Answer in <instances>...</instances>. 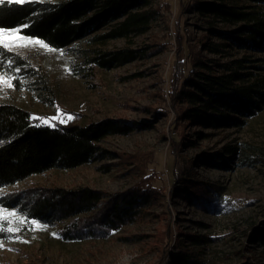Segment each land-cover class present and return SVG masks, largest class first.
<instances>
[{
	"label": "rangeland",
	"instance_id": "374dc122",
	"mask_svg": "<svg viewBox=\"0 0 264 264\" xmlns=\"http://www.w3.org/2000/svg\"><path fill=\"white\" fill-rule=\"evenodd\" d=\"M149 6L158 14L141 34L94 40L102 29L60 48L45 43L55 51L39 45L12 47L28 61L25 68L37 73H21L18 87L0 85V102L45 119L57 116L59 109L63 120L69 115L81 123L112 119L129 122L132 129L103 138L100 145L109 152L105 157L31 174L1 187L0 197L42 187H89L115 194L141 185L155 192L138 218L94 238L64 239L58 233L62 222L30 219L20 208L0 204L5 216L15 212L0 225L20 229L0 233V264H178L177 254L185 251L195 260L191 264H238L253 257L264 261L259 245L251 241L253 227L264 219V103L253 115L241 117L244 123L238 126L210 128L177 117L168 96L169 80L184 55L180 45H186V36L196 44L204 25L181 9L179 0H151ZM18 36L39 40L22 32L5 39L11 42ZM124 48L145 55L111 67L92 60ZM250 54L253 60L264 58V53ZM253 60L246 64L258 62ZM226 146H233L234 152L221 167L216 154ZM203 157L206 161L200 160ZM184 168L210 185L215 195L198 200L178 193L181 187L171 183V172L177 181Z\"/></svg>",
	"mask_w": 264,
	"mask_h": 264
},
{
	"label": "trees",
	"instance_id": "16d2710c",
	"mask_svg": "<svg viewBox=\"0 0 264 264\" xmlns=\"http://www.w3.org/2000/svg\"><path fill=\"white\" fill-rule=\"evenodd\" d=\"M151 0H31L23 5H0V28H22V33L60 48L84 35L105 29L93 39L127 38L145 32L156 19L158 10ZM181 9L188 10L204 25V34L197 43L180 45L183 56L177 71L170 77L168 96L181 120L210 128L241 125L264 103V58L253 60L250 53H264V0H179ZM219 25V26H217ZM26 26V27H25ZM189 38V39H188ZM194 45L197 46L194 47ZM185 49V51H184ZM217 55L208 57L202 52ZM241 52V56H234ZM145 53L124 48L94 56L103 67L120 65ZM230 59L221 60L231 56ZM12 69H8V60ZM258 61L256 64L246 62ZM28 61L13 51H0V71L7 73L18 85L23 72L37 73L25 68ZM248 67L257 72L245 70ZM19 68L20 71H14ZM181 104L176 108L177 104ZM18 105L0 102V188L31 174L50 168H71L101 157L109 152L101 145L106 135L127 133L129 122L112 119L81 123L75 119L49 120ZM40 124V127L35 125ZM233 146L216 154L221 167H226ZM206 161V158H201ZM241 162H249L240 158ZM171 183L181 187L178 193L193 199H205L215 190L200 182L191 169L184 168ZM146 186H150L146 184ZM153 189L134 187L120 193L79 187L65 189L42 187L22 192H10L0 197L5 207H18L30 219L62 224L58 233L64 239L103 237L132 222L141 215L143 205ZM192 238V237H191ZM194 243L200 237L193 238ZM251 241L264 253V219L252 230ZM178 255V264L195 262L185 251ZM173 264V263H171ZM238 264H264L255 257Z\"/></svg>",
	"mask_w": 264,
	"mask_h": 264
},
{
	"label": "snow or ice",
	"instance_id": "6c2138e0",
	"mask_svg": "<svg viewBox=\"0 0 264 264\" xmlns=\"http://www.w3.org/2000/svg\"><path fill=\"white\" fill-rule=\"evenodd\" d=\"M31 0H0V5H23L25 3H30ZM26 27V26H25ZM22 28H17L13 29L11 32H6L5 29L0 28V51H11L12 47H17V48H28L33 45H39L40 47L48 50V51H55V49H51L46 45L43 41L40 40H33L31 38H25L23 36H18L16 40L9 42L8 40L5 39L6 36H13L16 35L17 33L21 32ZM61 54H63V50H61ZM8 69H12V61L11 59L8 60L7 64ZM14 71L19 72V68H15ZM7 73L0 71V85H6L8 88L13 87L12 79H15V77H11L6 79ZM33 119H40L42 123L46 124L48 123L49 120H59L60 123H66L65 120L60 119V111L59 109L57 110V116L51 117V118H39V117H32ZM73 117L68 116V120H71ZM36 127H40V124L35 125ZM8 216H15V212H8L7 216L3 214V212H0V220L7 219ZM23 219H21V223H23ZM11 223V221H9ZM32 224H36V221H32ZM47 227V226H43ZM20 229L19 228H14V227H8L4 228L2 225H0V233L2 232H8V233H14L18 232ZM11 238V237H8ZM19 239V237H17ZM2 246V244H0Z\"/></svg>",
	"mask_w": 264,
	"mask_h": 264
}]
</instances>
